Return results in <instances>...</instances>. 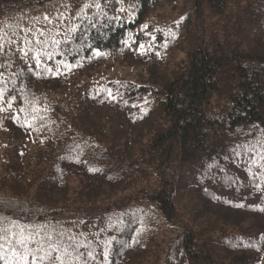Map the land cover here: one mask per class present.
<instances>
[{"label": "trees", "instance_id": "1", "mask_svg": "<svg viewBox=\"0 0 264 264\" xmlns=\"http://www.w3.org/2000/svg\"><path fill=\"white\" fill-rule=\"evenodd\" d=\"M256 13L0 0V229L51 234L65 264H264Z\"/></svg>", "mask_w": 264, "mask_h": 264}, {"label": "snow or ice", "instance_id": "2", "mask_svg": "<svg viewBox=\"0 0 264 264\" xmlns=\"http://www.w3.org/2000/svg\"><path fill=\"white\" fill-rule=\"evenodd\" d=\"M43 34V33H41ZM15 41H8V44H14ZM37 43H43L37 41ZM53 43H60V41H53ZM141 47H144L141 45ZM4 46L0 44V52H3ZM20 51L24 52L23 49ZM29 51H31L29 49ZM24 55L27 56L28 52H24ZM51 59V56H49ZM37 66H39V59H37ZM3 65H0L2 68ZM5 90L0 88V100L5 99ZM15 97L7 101L9 107L12 106V102ZM45 244L47 247L45 248ZM34 245V246H33ZM70 247V246H69ZM60 252V244L54 243L52 241L51 234H47V239L45 240L41 237L40 233H30L25 235L23 230L19 233L13 232L11 235L5 234V230L0 229V261H3V264H20L22 261L23 264H27L29 256H31L32 264H41L45 258L49 260V264H54V261H59V264H65L64 256L71 255L68 251V248H65L62 255L53 256L54 253ZM8 254H11L12 259L8 258ZM88 256H92V253L89 252Z\"/></svg>", "mask_w": 264, "mask_h": 264}, {"label": "rangeland", "instance_id": "3", "mask_svg": "<svg viewBox=\"0 0 264 264\" xmlns=\"http://www.w3.org/2000/svg\"><path fill=\"white\" fill-rule=\"evenodd\" d=\"M230 13H233L232 8L230 10ZM254 15H256V16L253 17V20H251V19H248L247 20L248 21L247 24L250 25L249 28L247 27L248 30H249L248 31L249 36L255 37V33H254L255 31L257 33H261V35L263 36L264 35V17H263L264 15L262 14L261 16H259L258 13L254 14ZM208 20H212V18L211 17H208ZM259 37H260L259 40H255L254 41V43H253L254 45H256L261 40L262 37L261 36H259ZM261 49L264 50V42L261 45ZM0 264H3V261H0Z\"/></svg>", "mask_w": 264, "mask_h": 264}]
</instances>
